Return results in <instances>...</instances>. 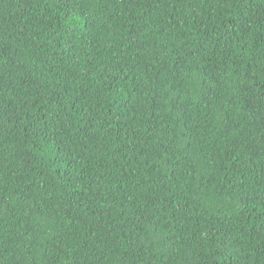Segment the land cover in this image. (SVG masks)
Returning <instances> with one entry per match:
<instances>
[{"label":"trees","instance_id":"16d2710c","mask_svg":"<svg viewBox=\"0 0 264 264\" xmlns=\"http://www.w3.org/2000/svg\"><path fill=\"white\" fill-rule=\"evenodd\" d=\"M0 264H264V0H0Z\"/></svg>","mask_w":264,"mask_h":264}]
</instances>
